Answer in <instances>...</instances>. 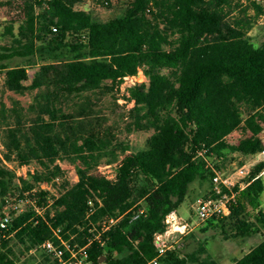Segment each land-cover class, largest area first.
<instances>
[{
	"label": "trees",
	"instance_id": "16d2710c",
	"mask_svg": "<svg viewBox=\"0 0 264 264\" xmlns=\"http://www.w3.org/2000/svg\"><path fill=\"white\" fill-rule=\"evenodd\" d=\"M80 2L24 0L14 18L17 31L8 26L10 43L0 45L4 89L32 95L28 106L12 98L0 108V219L12 216L6 230L0 227V264H19L16 243L56 264L38 249L50 239L58 243L54 229L85 246L108 216L121 218L103 234L104 245H89L88 261L100 264L105 256L102 264H147L157 256L155 235L166 230V217L195 182L212 184L232 155L264 152V41L249 35L264 15L261 0H128L122 16L104 22L78 9ZM14 58L25 64L10 65ZM140 69L147 82L127 88V129L152 134L135 149L104 129L95 107ZM235 132L240 137L231 139ZM63 161L76 168V183L66 178ZM7 163L37 167L18 176ZM104 165L116 166L114 178L101 173ZM263 171L264 161L255 164L247 187H236L231 214L208 219L202 230L225 239L260 233ZM41 183L57 186L58 196L33 194ZM26 195L45 208L42 215L31 204L14 208ZM135 206L144 212L132 220ZM207 244L186 255L174 250L161 264H219L210 254L199 257ZM233 264H264V240Z\"/></svg>",
	"mask_w": 264,
	"mask_h": 264
},
{
	"label": "rangeland",
	"instance_id": "374dc122",
	"mask_svg": "<svg viewBox=\"0 0 264 264\" xmlns=\"http://www.w3.org/2000/svg\"><path fill=\"white\" fill-rule=\"evenodd\" d=\"M24 0H0V45H9L10 34L6 30L11 24L14 25V32L17 31L18 24L14 23V18L19 12V6ZM77 5L78 9L87 10L91 13L92 17L100 22L110 20L122 16L127 8L128 0H80ZM264 4V0H261ZM249 35L253 41L257 44L264 41V15L258 18L257 22L253 26ZM25 64V60L22 58H14L10 61V65H22ZM30 80L34 76L37 67L29 68ZM138 79H142L141 77ZM3 76L0 75V108L3 104L7 107L11 105L12 98L21 100L24 106H28L32 100V95L27 93L26 95H17L11 91H6L3 86ZM29 84V81L26 82ZM128 84H132L128 81ZM130 85H127L128 87ZM125 96H128L127 89L122 90L115 95L106 94L100 100L97 101L95 107L98 116L102 117L104 129L110 128L118 138L131 144L135 149H142L146 145L147 139L152 132H133L129 133L127 125L130 119L127 117L132 104L127 100ZM240 137L239 132L233 133L231 139H238ZM264 139V132H263ZM1 142V141H0ZM264 161V153L257 156H241L232 155L228 161L221 164L216 170L218 172H224L226 176H230L233 182H236L241 190L247 187V181L249 180V173L251 168ZM62 168L65 170L66 178L72 183L78 181L76 168L67 161L60 162ZM36 164L33 163L29 166L19 167L16 164H10V168L16 171L18 176L25 175L29 169L36 168ZM101 173L110 178H114L116 174L115 165H104L100 168ZM264 181V171L262 172ZM61 180H58L60 182ZM57 187V186H56ZM56 187H53L55 191ZM212 184L209 181H197L195 182L189 191V194L180 206L177 213L179 217L184 221L195 222V229L188 235L189 238L185 241L183 248L181 249L182 255L190 254L199 248L201 242L206 241L208 253L199 255L200 258H204L210 254L213 259L218 261L219 264H233V262L241 258L244 254L249 252L252 248L259 245L264 240V229L258 234H255L248 238H231L225 239L224 235L219 231L210 229L203 231L206 227V221L197 222V212L193 208V204L197 198L207 196L211 190ZM259 210L264 211V193L260 195ZM1 206V198H0ZM0 210V216L1 212ZM7 209L5 210V212ZM1 220V219H0ZM14 251L19 259V264H48L44 261L43 257L38 251H24V245L14 244ZM188 264H197L195 262L188 261Z\"/></svg>",
	"mask_w": 264,
	"mask_h": 264
},
{
	"label": "built area",
	"instance_id": "2783aa9c",
	"mask_svg": "<svg viewBox=\"0 0 264 264\" xmlns=\"http://www.w3.org/2000/svg\"><path fill=\"white\" fill-rule=\"evenodd\" d=\"M30 77V76H29ZM142 79H138V78ZM130 81L132 84H128ZM147 82V77L144 71L140 69L138 75L132 77H126L124 83L122 84V90L138 84ZM4 150V145L0 142V156ZM264 153V152H263ZM8 167L10 164L7 163ZM78 176V175H77ZM58 182V181H57ZM238 184L233 182L230 176H226L224 172L215 171L212 178V187L210 193L207 196H202L196 199L193 204V208L197 212L198 220L197 222H204L212 217H226L231 214L233 205L237 204L238 191L236 187ZM53 184L41 183L37 188L33 190V194L39 192L40 190H45L51 192V194L58 196L57 190L53 188ZM54 201L53 198L49 199V204ZM24 204H31L34 206L36 212L40 215L43 214L45 208L37 205V199H31L26 195L23 201L14 206L18 212L24 210ZM133 209L132 220L138 219L144 212V208L135 206ZM134 207V208H135ZM94 209L90 208L88 212V217L94 213ZM121 217L116 218L113 216L105 217L100 223V229H97V234L93 239L89 240V243L85 246H80L79 243L72 244L71 240L74 239L72 236L70 239H65L62 230L60 228L53 230V236L57 239L56 243L53 240L45 241L38 249L44 250L52 256L53 260H56V264H91L88 261L89 245L93 240L99 241L104 245L102 241L103 234L111 230L115 224L118 223ZM12 221V216L7 214L2 220H0L1 232L8 228L9 223ZM196 222V221H195ZM195 222L182 220L177 211H172L165 220L166 230L161 233H157L154 237V247L157 252V256L147 264H161V260L165 258L168 253L182 249L184 245L185 238L195 229ZM5 237L6 234L4 233ZM64 252L68 254L65 258ZM101 264V263H100Z\"/></svg>",
	"mask_w": 264,
	"mask_h": 264
},
{
	"label": "water",
	"instance_id": "95a60500",
	"mask_svg": "<svg viewBox=\"0 0 264 264\" xmlns=\"http://www.w3.org/2000/svg\"><path fill=\"white\" fill-rule=\"evenodd\" d=\"M105 261V256H103L100 260H99V263H103Z\"/></svg>",
	"mask_w": 264,
	"mask_h": 264
}]
</instances>
